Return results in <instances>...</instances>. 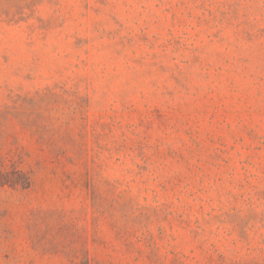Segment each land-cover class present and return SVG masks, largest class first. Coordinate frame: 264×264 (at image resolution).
I'll use <instances>...</instances> for the list:
<instances>
[{"label":"rangeland","instance_id":"rangeland-1","mask_svg":"<svg viewBox=\"0 0 264 264\" xmlns=\"http://www.w3.org/2000/svg\"><path fill=\"white\" fill-rule=\"evenodd\" d=\"M0 264H264V0H0Z\"/></svg>","mask_w":264,"mask_h":264}]
</instances>
